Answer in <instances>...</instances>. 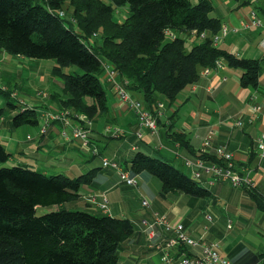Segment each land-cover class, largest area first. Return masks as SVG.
Returning a JSON list of instances; mask_svg holds the SVG:
<instances>
[{
    "label": "trees",
    "instance_id": "1",
    "mask_svg": "<svg viewBox=\"0 0 264 264\" xmlns=\"http://www.w3.org/2000/svg\"><path fill=\"white\" fill-rule=\"evenodd\" d=\"M239 1L240 5L249 3ZM42 2L0 0V53L54 60L50 75L60 80L63 96L51 93L50 102L91 120L108 114L106 92L99 78L104 73L103 62L116 69L117 80L128 92L139 93V102L154 115L159 103L168 107L182 90L198 81L199 68H213L217 60L242 71V87L258 85L261 60L236 57L212 42L222 23L210 16V0ZM123 5H128L129 14L117 22L114 10ZM167 31L174 34L173 39H166ZM192 32L196 37L202 32L206 36L187 50L186 40L180 35L185 34L189 40ZM70 65L79 67L82 73H65L64 68ZM9 91L0 89L7 98L6 107L0 108V121L7 119L12 127L38 125L40 110L15 105L9 101ZM166 133L173 142L186 143L183 134L170 128ZM94 147L92 144L90 148ZM255 155L252 152L249 161ZM10 157L0 143V264H118L122 244L134 234V223L100 211L62 207L77 202L82 187L93 186L102 166L76 177L47 175L19 165L4 167ZM196 157L205 163L222 164L212 151ZM122 167L133 177L141 173L156 177L161 184L160 197L184 194L203 199L211 195L210 189L200 185L201 178L187 175L156 147L152 154L135 151ZM234 169L250 167L234 162ZM238 188L249 193L264 211V195L256 187ZM52 205L59 208L36 215L37 206Z\"/></svg>",
    "mask_w": 264,
    "mask_h": 264
},
{
    "label": "crops",
    "instance_id": "2",
    "mask_svg": "<svg viewBox=\"0 0 264 264\" xmlns=\"http://www.w3.org/2000/svg\"><path fill=\"white\" fill-rule=\"evenodd\" d=\"M230 2L231 0H217L218 4H224L226 8H224L225 12L223 10L215 17L219 18L222 25L227 27L226 35L217 46L236 57L261 60L263 67L256 88L242 87L239 83L242 71L228 66L224 61H220V67L210 68L207 72H205V68H199L198 81L182 90L173 104L159 111L157 134L152 135L148 130L143 129V136L138 138L139 126L135 113L129 109L125 102L119 100L115 91L110 88L109 83L104 82L108 90V94L106 93L108 114L93 121L91 143L97 146L99 142H103L106 150L102 151L99 147L100 154L95 156L91 151L83 150L77 140L61 141L59 140L61 137V126L58 123H52L44 135H40L38 130L33 137L26 135L25 139L29 141L26 145L17 142V153L25 156L31 154L44 157L48 162L52 163L53 167L59 164L60 166L58 167L74 172L75 170H80L78 166L83 161L90 162L96 159L99 162L98 164L102 166L101 158L103 157L118 163L123 169L122 164L130 160L135 151L152 154L153 149L156 147L159 154L165 159L174 163L183 172L186 170L192 175L191 169L183 165L181 157H196L202 142L209 138L212 146L224 144L233 154L236 164L249 165L250 176L255 183V187L264 195V160L259 159L256 147L257 138L264 132V47L261 45L264 39V0H249L246 5H240L239 0ZM246 7L248 11L244 9ZM214 9L215 6L213 5ZM252 11L261 19L262 26L249 24ZM188 37L193 38L192 36ZM191 41L193 40L191 39ZM3 55L8 60L10 58L13 59V56L1 52L0 56L2 57ZM30 69L38 73L36 79H34L35 83H45V80L48 84L49 82L54 83V81L42 75L43 69L39 63L31 66ZM130 95L132 98L142 102V97L139 93H130ZM161 101L164 102L162 99ZM252 106H259L261 109L258 112H253ZM47 107L56 108L53 103H48ZM43 109L46 108L42 107L40 110L42 111ZM14 113L11 112V114ZM237 118H241L242 125L240 127L230 126ZM100 119L103 120V124L100 123L95 126L94 122ZM0 123L2 125H10L7 119L1 120ZM110 124L118 126L123 135L115 137L106 134V127ZM38 127L39 124L37 129ZM168 128L171 131L174 130L183 134L186 143L173 142L166 133ZM115 140H120L121 142H112ZM52 141L56 144L53 149L50 146ZM159 144L162 147H157ZM106 151L109 152L106 153ZM252 152L256 153V155L249 161ZM78 153H80L81 158H79ZM80 167L87 168L83 164ZM97 167L100 166L95 165L92 168ZM41 170L44 173L46 172L43 169ZM137 178L141 180L142 188L140 190L136 189V193L149 194L153 206L150 211L144 212L141 216H135L132 220L130 219L134 223L135 231L122 244L118 264H120L121 253L125 255L123 264H131L128 261L130 253H141L144 256L154 254L158 257L157 264H160L159 253L149 246L143 225L144 221L151 220L153 212L166 214L172 226L178 223L182 224L185 233L193 239L203 238L206 241L218 242L222 255L233 264H264L263 246L256 248L255 245L246 243L242 237H234L225 232V230L232 228L229 219L226 221V229H221L212 223V218L208 216L211 223L203 234H198L191 226L198 213L213 212L217 216L216 219L220 220L222 217H220L221 213L218 212H226L235 216L237 223L243 228L256 227L264 230V211L256 206L254 199L249 193L241 188L232 187L227 181H215L209 184L211 181L210 176L203 173L201 182L207 189L211 190L209 197L202 199L184 194H170L165 197L158 195L160 200H157L156 194L149 188L150 182H153L150 176L145 173L136 175L135 187H138ZM225 185H229L230 189L226 190L224 188ZM125 186L129 187L120 179L118 171L102 167V170L96 176L93 186L82 187L81 195H91L99 198L102 193H105L110 204V212L107 214L113 217L126 218L124 214L127 212H122V207H120L121 202L127 203L129 200L127 194L124 193ZM80 199L82 200L83 198L81 197ZM82 204L87 205L84 206L86 209L100 211L83 200ZM221 204H223V207H220ZM98 213L103 212L100 211ZM169 233L160 230L155 240L159 241L169 235ZM183 251L187 254H200L201 248L186 246Z\"/></svg>",
    "mask_w": 264,
    "mask_h": 264
},
{
    "label": "rangeland",
    "instance_id": "3",
    "mask_svg": "<svg viewBox=\"0 0 264 264\" xmlns=\"http://www.w3.org/2000/svg\"><path fill=\"white\" fill-rule=\"evenodd\" d=\"M35 1L40 4H43L42 0H35ZM103 1L107 4L112 3L111 0H103ZM196 1L197 0H191L192 3H195ZM210 1L215 6V9L210 13V16H218V13L223 12V10L225 12L224 8H226V5L218 4L217 0H210ZM231 2H233V0H231ZM244 9L248 11L247 7ZM128 14H129L128 5L118 6L114 10L113 19L117 22H122L128 16ZM180 36L182 38H185L186 40L185 47L187 50L191 47V43L197 42L199 40V37H196L195 35H190L193 38L189 37L190 38L189 40L185 34H181ZM166 39H169V37L167 36ZM191 39L193 41H191ZM22 58L17 56V57H13V59L10 58V60H8L5 55H3L2 57L0 56V85L7 88V90L14 92L17 95L14 98L10 97L9 101L13 102L15 105H19V100H23L28 105L32 104V105L38 106L39 107L37 108L38 110H40L42 107H45L47 109L48 103H53L54 106H56V108H58L59 110L67 111L70 119L76 120L77 119L76 115L82 114V113L74 112L69 108H63L61 106H58L54 101L50 102L51 93H56L60 96H63L60 80L57 78H52L50 76L51 67L55 64L54 60L52 59L35 60V59H29V58H24V57ZM36 63H39L41 65V68L43 69L42 75L44 77L46 76L47 79H51L52 81H54L53 84L50 82L48 84L46 80L44 81L45 83H35L34 79H36L38 73H36L34 70H31L30 67L36 65ZM64 72L70 73V74H81L82 73L81 69L75 65H70L68 67H65ZM99 78L103 85H104V82H107L106 80L104 81V74L100 75ZM104 89L106 90V93L108 94L107 92L108 90L105 87V85H104ZM138 99L140 100V98ZM6 102H7L6 96L0 93V108H5ZM40 115L41 113H39V117H38V124H39L38 129H37V125L24 124V125H20L19 127H12L11 125H2L0 123V143L5 146V149L8 150V152L12 151L10 152L11 157L3 165L4 167H12V166L19 165V166H23V167L37 170V171H42L41 169H43L44 171H46L45 173L47 175L64 174L68 177H76L79 174L87 172L89 169H91L95 165L101 166L98 164L99 163L98 160L93 159V161H90V162L83 161V163H79L80 165L78 167L80 170L69 172L66 169L58 167L60 166L59 164L54 165L55 167H53L52 163L48 162V160L44 157L34 156L31 154L25 156L20 153H17V150H16L17 142H21L22 145H26L29 142L25 139L26 135L33 137L35 136L37 130L39 133L40 124L42 122V118ZM88 119L90 120L91 124H93L94 119L93 120H91L90 118ZM100 123L103 124L102 119L98 120L97 122H94V125L98 126V124ZM60 126H61L60 134L62 138L60 137L59 140L61 141L71 140V139L76 140L73 137H71L69 127L65 128L64 130L65 135H63L64 128L62 125ZM109 126L112 129L118 128V126H115V124H110ZM90 141H91V138H90ZM112 142L118 143L121 141L115 140ZM55 145H56L55 142L52 141L50 143V146L52 147L51 149H53ZM91 146H92V143L90 142L89 146L87 147L90 148ZM87 147L81 146L83 150L90 151V149H88ZM96 147L98 151H100V148L102 151L106 150L105 144L103 142H99V144ZM107 152L109 151H106V153ZM78 156L79 158H81L80 153H78ZM82 164L83 166H87V168H84V167L81 168L80 166ZM172 164L175 165L174 163ZM184 172L187 175L191 176V174L187 172L186 170H184ZM147 176H150V178L153 180V182H150L149 184L150 190L156 194L157 196L156 199L160 200V197L158 196V192L160 191V187H161L160 181L156 177L151 176L149 174H147ZM137 180H138V187L125 186L124 193L127 194V197L129 200L127 203L121 202L120 204V207H122V212H125V213L127 212L126 214H124V216L131 220L135 216H141L144 212L150 211L151 207L153 206L152 199L149 194L145 193L143 195V194L136 193L135 191L136 189L140 190L142 188L141 180H139L138 178ZM200 185L206 188V186L202 182H200ZM224 188L226 190L230 189L229 185H225ZM89 196L81 195V197L83 198L82 200L85 201V203H90L87 200ZM82 200L80 199L77 202H73V203H65L62 207L67 210H74V209L83 210L85 209L84 206H87V205L86 204L83 205ZM142 200L148 201V205L143 206ZM90 205H92L93 208L98 209V207L95 204L90 203ZM220 207H223V204H221ZM58 208L59 207L57 205H52V206H47V207L37 206L36 215H41L49 211H56ZM109 208H110V204H109ZM218 213H221L220 217L222 218L220 220L216 219L217 216L213 212H202V213L196 214L194 220L192 221V225H191L192 228L198 234H203L204 232H206L207 226L211 223V220L208 218V216H211L212 221H213L212 223H214L217 227L221 229H226V221H228L229 219V221L231 222L232 228H230V230H225L226 233L228 232V234L234 237L235 236L238 238L242 237L246 243L253 244L256 246V248L259 246L264 247V230L257 229L256 227L243 228L241 225L237 223V218L235 216L229 215L226 212H218ZM157 258L158 257L154 254H151V256H146V255L144 256L141 253H130L128 261L131 264H157L158 262ZM124 259H125V255L121 253L120 254V264H123L122 262L124 261Z\"/></svg>",
    "mask_w": 264,
    "mask_h": 264
},
{
    "label": "built area",
    "instance_id": "4",
    "mask_svg": "<svg viewBox=\"0 0 264 264\" xmlns=\"http://www.w3.org/2000/svg\"><path fill=\"white\" fill-rule=\"evenodd\" d=\"M60 16H63L62 12H59ZM249 24L252 26H262L261 19L257 14L252 11ZM227 33L226 25H221L219 33L211 37L212 42L217 45L222 38ZM195 32H192L191 35H194ZM169 39L174 38V34L170 31L166 32V37ZM205 33H201L199 38H204ZM261 45L264 47V39L261 42ZM221 62L216 61L213 68L220 67ZM104 69V78L105 80L112 84L113 90L118 96L119 100L125 102L129 109L133 111L138 120L139 130L137 132V137L141 138L143 136L142 130H148L152 135L157 134V117L160 110L164 108L162 103L158 104V111L154 115L150 113L144 105L138 100L131 97L130 93L124 88L123 84L117 80L118 73L116 69L107 62L102 63ZM210 68H205L207 72ZM0 89L7 91V88L0 85ZM17 95L10 91V97L14 98ZM19 105L27 108H39L36 105H28L23 100H19ZM174 107V105H173ZM261 108L259 106H252L253 112H258ZM42 122L40 124L39 133L44 135L47 133L50 125L52 123H59L63 126V135H65V128L69 127L71 137L78 140L82 147L89 146L90 138L92 135V124L90 120L84 114H77L76 120L70 119L68 112L64 110H59L58 108L48 107L46 110H40ZM78 120V121H77ZM74 123H73V122ZM242 125L241 118H237L233 121L230 126L240 127ZM106 134L111 136L119 137L122 132L120 129H112L110 126L106 127ZM157 147H162L159 144ZM257 155L260 160H264V132L256 140ZM88 148V147H87ZM91 150L93 155L98 154L97 148H88ZM212 152L221 159L222 164L216 163H205L201 158H186L181 157L183 165L191 169L192 176L196 179L202 177L203 173H206L210 176L211 181L209 184H212L215 181H227L232 187L238 188L241 186L245 187H255V183L250 176V170L240 169V171L234 169V159L233 154L227 149L224 144H218L212 146L211 140L209 138L205 139L202 142L200 152L208 153ZM199 152V153H200ZM178 155V154H177ZM179 156V155H178ZM102 167L111 168L118 171L120 179L128 186H135L136 180L135 177L131 176L129 172L123 170L118 163L109 160L108 158H101ZM87 200L95 204L99 210L103 213H109V201L105 193H102L99 198L97 196H89ZM142 205L147 206L148 201L142 200ZM145 232L149 246L154 248L159 253L160 264H233L228 258L222 255L220 251V246L218 242L215 241H206L203 238L193 239L189 237L184 230L182 224L178 223L176 225H171L168 217L164 213L153 212L151 220L144 221ZM160 230L165 232H170L169 235L163 239L156 241ZM200 247V254H187L183 251L184 247Z\"/></svg>",
    "mask_w": 264,
    "mask_h": 264
}]
</instances>
